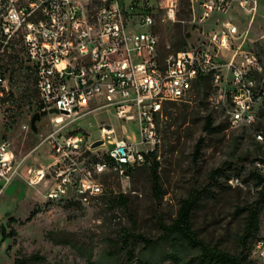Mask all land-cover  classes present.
<instances>
[{
    "label": "built area",
    "instance_id": "obj_1",
    "mask_svg": "<svg viewBox=\"0 0 264 264\" xmlns=\"http://www.w3.org/2000/svg\"><path fill=\"white\" fill-rule=\"evenodd\" d=\"M261 1L190 0L197 40L161 56L151 29L155 0H0V35L11 40L22 34L42 110L61 111L46 138L54 156L48 166L30 163L34 150L18 155L10 140L0 137V196L17 176L33 189L45 186V201L68 195V200L84 203L100 195L104 187L98 169L123 173L124 167L143 165L161 143L157 119L163 104L185 98L193 82L209 71H216L210 79V106L231 115V128L251 125L264 104V60L254 46L246 45L247 30L240 29L232 12L241 11L250 24ZM168 14L174 17L172 7ZM212 18L214 25L205 29ZM11 97L0 61V120L9 115ZM109 107L121 124L137 123L135 140L118 136L111 124H101L99 136L88 141L78 128L66 133V120ZM97 140L123 159V167L102 163L96 147L95 154H88ZM255 250L264 257V238L255 242Z\"/></svg>",
    "mask_w": 264,
    "mask_h": 264
},
{
    "label": "rangeland",
    "instance_id": "obj_2",
    "mask_svg": "<svg viewBox=\"0 0 264 264\" xmlns=\"http://www.w3.org/2000/svg\"><path fill=\"white\" fill-rule=\"evenodd\" d=\"M155 3L158 6L153 12L151 29L157 35L160 53L165 55L175 50L173 44L178 42V29L185 37L186 45L197 40L199 30L192 20L190 0H174V5L170 0H155ZM171 7L174 17L168 14ZM198 11L199 4L195 3L196 15ZM232 15L240 29L247 30L246 45L257 46L264 60V1L260 2L250 24L241 11L235 10ZM213 20L207 21L203 27L211 28ZM11 41L12 46L5 51L0 50L1 65L12 88L9 115L0 120V137L9 139L18 155L34 150L29 156L30 163L48 166L54 156L46 138L55 129L53 118L59 114L41 116L36 122L37 129H32L31 119L40 112L41 101L36 72L26 58L22 34ZM231 51L225 50L227 57ZM210 75L213 76L211 79L216 78V73ZM212 95V90L207 99L202 93L192 97L187 94V98L166 103V109H162L157 119L161 143L156 146L157 174L164 191L160 199L154 197L149 172L143 165L135 167L130 174L128 171L127 176L113 171L100 175L98 179L104 187L102 195L90 197L80 204H70L66 202L68 198L57 202L45 201V186L36 190L30 188L24 179L15 177L4 188L5 195L0 199V224H7L10 217L15 218L9 226L16 230L17 235L4 241L0 235V264H14L16 257L36 254L42 259L33 264H87L88 259L97 261L101 256L108 262V255L116 256L122 262L125 249L115 250L114 241L124 229L131 228L134 233L155 238L158 220L169 223L176 216L179 201L189 188L207 185L209 172L221 165L226 166L225 175L229 179H221L223 185L220 187L209 185L212 194L193 211L192 227L206 242L236 252V237L244 215L237 213L235 208L254 198V179L249 173L253 171L255 158L264 159V104L259 106L254 122L247 129L231 128L229 116L210 106L213 105ZM209 112L213 113L214 125L221 126L206 133L202 126ZM64 123L66 133H77L78 128L84 132L87 141L99 136L101 124H111L118 136L130 140L136 139L138 128L137 123L121 124L111 107ZM24 125H29L30 129H24ZM258 134H261V139ZM200 137L203 143L199 157L193 161L194 145ZM105 147L103 144L97 146L96 154H105ZM88 154H95V147L91 151L88 149ZM237 177L240 184L233 180L230 182ZM118 194L127 197L126 206L115 203L113 196ZM32 211L35 215L27 221ZM257 237L264 238V209ZM139 247H136V254L143 259L144 255L137 252ZM251 257L257 264H264V257L260 258L254 248ZM159 264L175 263L162 260Z\"/></svg>",
    "mask_w": 264,
    "mask_h": 264
},
{
    "label": "trees",
    "instance_id": "obj_3",
    "mask_svg": "<svg viewBox=\"0 0 264 264\" xmlns=\"http://www.w3.org/2000/svg\"><path fill=\"white\" fill-rule=\"evenodd\" d=\"M0 18V29H1ZM178 42L173 44L175 50L186 46L185 37L181 34L180 29L177 30ZM5 35L1 32L0 35V48L3 47L5 51L13 42L10 39L6 41ZM259 54L261 52L254 46ZM166 53V52H165ZM164 56V53H160ZM211 77L212 75L199 76L192 84L189 96L192 97L196 94L202 93L205 98H208L211 90ZM187 98V97H185ZM174 101L165 102L162 109H166V103H173ZM42 103H39V110H42ZM216 110V109H214ZM221 111V110H220ZM222 112V111H221ZM223 113V112H222ZM221 125H214V116L209 112L204 118L202 129L206 133H211L219 128ZM247 129V126H241ZM203 143V138L200 137L194 145L192 153L193 161L199 157V151ZM253 171L249 175L254 179L255 196L241 206H236V212L244 215L243 223L239 234L236 237L237 250L236 252H229L218 248L215 244H210L204 239L200 238L195 229L192 227V213L200 206L202 201L210 196L212 191L209 185L215 184L222 186L221 179H229L225 175L226 166L212 169L208 174V183L204 186H191L185 197L179 201V207L176 216L170 220L169 223L158 220V235L155 238H150L141 233H134L131 228L124 229L114 241V247L125 249V257L122 262L117 260L116 256L108 255V262L104 261V257L99 260L93 261L88 259L87 264H159L162 260H169L175 264H257V261L251 257L252 250L255 242L259 239L260 216L264 209V159L255 158ZM261 164V168H259ZM149 172L151 178V190L155 198L160 199L164 194L161 188L160 178L158 176L159 161L157 160V148L146 155V162L143 164ZM134 169V168H133ZM133 169H129V174ZM238 179V177H237ZM103 193V192H102ZM102 193L100 195H102ZM94 198V197H92ZM116 204L126 206L128 199L125 195L118 194L113 196ZM73 204H80L78 201L66 200ZM35 211H32L27 221L32 219ZM15 221V218L10 217L7 224H0L1 241L7 238L14 237L17 232L9 225ZM10 227L8 231L7 228ZM139 247V254L144 257L139 258L136 254V247ZM111 254V253H108ZM262 258V257H260ZM42 258L36 255H25L16 257L14 264H33Z\"/></svg>",
    "mask_w": 264,
    "mask_h": 264
},
{
    "label": "bare ground",
    "instance_id": "obj_4",
    "mask_svg": "<svg viewBox=\"0 0 264 264\" xmlns=\"http://www.w3.org/2000/svg\"><path fill=\"white\" fill-rule=\"evenodd\" d=\"M210 73H216V71H209L208 72L209 76H210ZM212 99H213V97H212ZM227 116H229V121L231 123V115H227ZM103 146H106V145H103ZM105 148H106L105 150H107V152L105 154H102V163H104L105 165H114L115 167H123V159H117V155L114 153H111L109 147H105ZM88 149L91 151L92 147H88ZM129 169H131V167H124L123 173H119V174L121 176H125V175L127 176L126 173L128 172ZM107 171H110V170L98 169V177ZM64 198H68V195H60V200H62Z\"/></svg>",
    "mask_w": 264,
    "mask_h": 264
},
{
    "label": "water",
    "instance_id": "obj_5",
    "mask_svg": "<svg viewBox=\"0 0 264 264\" xmlns=\"http://www.w3.org/2000/svg\"><path fill=\"white\" fill-rule=\"evenodd\" d=\"M47 113H56V114H60L61 111L56 109V108H51L49 110H41L40 112H36L32 119H31V126H32V129L33 130H36L37 129V125H36V122L41 118V116L43 115H46ZM101 143L100 140H97L95 141L93 144H92V147H96L98 146L99 144Z\"/></svg>",
    "mask_w": 264,
    "mask_h": 264
},
{
    "label": "crops",
    "instance_id": "obj_6",
    "mask_svg": "<svg viewBox=\"0 0 264 264\" xmlns=\"http://www.w3.org/2000/svg\"><path fill=\"white\" fill-rule=\"evenodd\" d=\"M20 178H22V177H20ZM22 179H23V178H22ZM30 188H31V187H30ZM9 189H10V187H9ZM9 189H8V190H9ZM8 190H7V191H8ZM4 195H5V192H4V193H2V195L0 196V199H1V198H3V197H4ZM27 195H28V191H26V196H27Z\"/></svg>",
    "mask_w": 264,
    "mask_h": 264
}]
</instances>
